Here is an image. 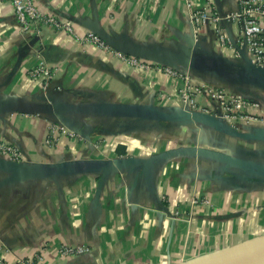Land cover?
Listing matches in <instances>:
<instances>
[{"label":"crops","instance_id":"0c3cea01","mask_svg":"<svg viewBox=\"0 0 264 264\" xmlns=\"http://www.w3.org/2000/svg\"><path fill=\"white\" fill-rule=\"evenodd\" d=\"M32 2L76 37L101 32L129 48L214 63L177 70L193 84L251 98L264 112V76L233 41L240 26L190 21L195 10L221 19L237 9L235 0ZM40 61L52 71L45 89L30 75ZM181 87L163 69L140 71L64 31L40 22L24 26L0 0V107L103 104L144 113L0 109V142L20 151L22 168L46 172L0 170V264L35 256L41 258L35 264H264V174L204 154L162 157L204 149L264 171V127L239 123L242 138L216 119L194 123L184 118ZM61 245L89 251L61 258Z\"/></svg>","mask_w":264,"mask_h":264},{"label":"built area","instance_id":"2783aa9c","mask_svg":"<svg viewBox=\"0 0 264 264\" xmlns=\"http://www.w3.org/2000/svg\"><path fill=\"white\" fill-rule=\"evenodd\" d=\"M13 9L18 22L26 26L29 22H40L51 26L57 31H64L73 35L76 40L83 44H92L95 47L113 54L129 67L146 71L151 67L163 69L168 76L174 80L179 79L182 87L179 89L180 101L183 112L186 114L200 113L213 117L216 120L225 122L231 129H236L239 123L264 127V112H260V103L255 100L241 96L231 95L221 89L212 88L204 84H193L188 74H181L174 67H169L161 63L137 59L119 53L103 42L96 33L89 32L81 37L74 35L72 27L67 23H61L52 17L42 16L35 8L32 0H6ZM237 9L234 12L224 15L221 19L218 15H213L207 10H195L190 13V21L194 27H198L206 22L223 20L228 23L238 24L240 32L233 38L240 50L244 51L249 58V66L254 71L264 72V0H235ZM219 41L224 44L226 38L224 34L219 35ZM32 78L42 81V88L45 89L51 79L52 71L40 61L30 72ZM205 96L204 103H199V99ZM62 133H67L61 129ZM69 135H72L69 133ZM0 158L18 163L22 160L20 151L7 143L0 142ZM86 247H72L61 245L56 249V254L61 258H75L87 253ZM38 261L40 256H35ZM33 258L22 259L19 264H35Z\"/></svg>","mask_w":264,"mask_h":264},{"label":"water","instance_id":"95a60500","mask_svg":"<svg viewBox=\"0 0 264 264\" xmlns=\"http://www.w3.org/2000/svg\"><path fill=\"white\" fill-rule=\"evenodd\" d=\"M97 36L105 42L108 46H110L115 51L122 53L126 56L134 57L137 59H144L148 61H155L160 58L163 65L174 67L178 69V67H185L187 69H195L203 66L215 67L214 63H205L202 61H197L190 57H182V56H161L151 52H145L133 48H129L125 45H122L114 40H111L101 32H96ZM165 57V58H164ZM252 70V69H251ZM254 71V70H253ZM264 76V72L255 71ZM0 109L2 111L13 112V113H21V114H43V115H51L58 114L60 112H70V113H105V114H122V115H135V116H143V112H138L134 108L130 106H120V105H86V106H78V105H57L52 103H42V104H32V103H20V104H3ZM188 120L193 121L198 124H216V120L213 117L206 116L200 113L186 114L185 117ZM229 132L238 137L246 138V135L237 133L234 129L229 130ZM184 153H194V154H204L209 155L215 158L222 159L224 161L230 162L232 164H236L246 170L256 173L264 174V171H261L257 168L244 164L243 162L210 150L204 149H196V148H184L179 150H171L162 154V157H169ZM0 170L14 172L20 176H32L35 174H44L46 173L44 169L36 168V169H24L17 163L7 162L5 160L0 159ZM264 243V242H262Z\"/></svg>","mask_w":264,"mask_h":264},{"label":"trees","instance_id":"16d2710c","mask_svg":"<svg viewBox=\"0 0 264 264\" xmlns=\"http://www.w3.org/2000/svg\"><path fill=\"white\" fill-rule=\"evenodd\" d=\"M179 68V67H178Z\"/></svg>","mask_w":264,"mask_h":264}]
</instances>
